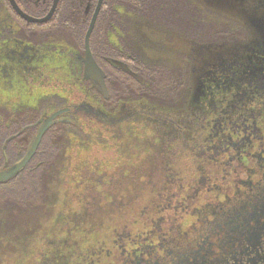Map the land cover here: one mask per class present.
I'll return each instance as SVG.
<instances>
[{"label":"flooded vegetation","instance_id":"flooded-vegetation-1","mask_svg":"<svg viewBox=\"0 0 264 264\" xmlns=\"http://www.w3.org/2000/svg\"><path fill=\"white\" fill-rule=\"evenodd\" d=\"M15 2L39 19L52 0ZM223 2L170 0L164 16L153 13L149 27L130 21L132 30L105 20L101 63L89 40L104 93L84 75L87 28L81 42L79 23L58 20V7L28 24L0 0V171L20 163L48 123L28 164L0 183L9 226L0 234L21 243L0 244V264H264V10L243 21ZM83 9L80 32L94 11ZM190 28L204 42L197 48ZM226 45L244 56L204 59L191 84L197 51ZM136 60L167 65L182 94L136 95ZM69 141L78 165L69 164ZM45 171L47 196L37 184L16 193Z\"/></svg>","mask_w":264,"mask_h":264},{"label":"trees","instance_id":"trees-1","mask_svg":"<svg viewBox=\"0 0 264 264\" xmlns=\"http://www.w3.org/2000/svg\"><path fill=\"white\" fill-rule=\"evenodd\" d=\"M170 0H104L102 4V8L100 9L99 15L97 17L96 26L95 29L90 37V47L92 49V53L94 54L96 60L98 63H101L100 56L102 55V49H101V29L102 24L105 20L112 22V28L116 29L118 24H125L126 28H129L132 30V25H129L128 22L130 21H139L140 23H152V15L153 13L157 15L164 16L165 12L161 11V8ZM51 0H46V4H50ZM97 0H59L58 3V20L67 21L68 23L72 21L73 19L79 23L80 26H77V32L78 37H80V40L82 42V38L84 35V32L87 28V23L83 25V32L81 31L82 23L84 22V13L83 8L86 5H91V7L94 9L96 6ZM105 5H108L110 8V11H107L108 9H105ZM123 7V13L118 14V7ZM136 8V9H135ZM136 10V11H135ZM222 38L226 37L225 34L220 35ZM204 42L201 41L200 36L198 35L197 31L193 28L189 29V44L190 46L199 47ZM128 47V46H127ZM125 46V49H127ZM197 50V49H196ZM109 55H115L116 49L109 50ZM200 51V50H198ZM136 71H138V75L140 78V81H136V95H139L145 99H155L156 101H165L168 99L170 95L174 96L181 95L182 93L180 91L176 92L174 91L176 85H178V82L176 81V76L174 73L171 72L170 68L167 65L163 64H157L156 66H151L149 64H144L141 61L136 60ZM188 70L191 68V61H188ZM117 79V78H116ZM186 79L189 80V76L186 77ZM117 81L119 82V85L122 87V90L131 89V81H125L121 78H118ZM191 82V81H190ZM180 84V83H179ZM184 84V83H183ZM182 84H180L181 86ZM134 143H131L129 146L131 149L136 148V146H133ZM56 149H59V153H61V150H64L63 143L60 145H53ZM89 147V146H87ZM91 147V146H90ZM100 147V146H99ZM98 147V148H99ZM117 148V147H116ZM119 148V147H118ZM127 148V147H126ZM61 157V160L63 159V156L59 154ZM53 158H51L52 160ZM53 162V161H52ZM52 162H45V164H52ZM70 164V161H69ZM49 172L45 171L43 174L41 173H30L25 177V182H21L20 186L14 187V190L18 194H25V192H30L33 188V184H37V191L39 192L38 196H47V193L50 192V188L48 186V183L51 182L53 179L50 178ZM41 182V186L39 187ZM41 188V189H40ZM6 190H4L5 192ZM7 194V191L6 193ZM20 196V195H19ZM1 197V195H0ZM47 205V204H46ZM36 207V206H35ZM5 205L3 203V200L0 199V213L5 214ZM35 212V210H34ZM20 213V212H19ZM13 223V229L16 228H22V222L21 221H12ZM9 226L7 225V221L5 222L4 218L0 220V230H6ZM13 241H17L19 239L18 236L12 235L8 236L6 233L2 232L0 234V244L1 245H9L10 239ZM14 242L13 244H17L18 248L21 247L20 242Z\"/></svg>","mask_w":264,"mask_h":264},{"label":"water","instance_id":"water-1","mask_svg":"<svg viewBox=\"0 0 264 264\" xmlns=\"http://www.w3.org/2000/svg\"><path fill=\"white\" fill-rule=\"evenodd\" d=\"M7 1L9 3L10 7L12 8V10L22 20H24L28 24H44L47 21H49L51 19L52 15L54 14V12L57 8V5L59 3V0H52L48 13L44 17L37 19V18H33V17L29 16L28 14L24 13L18 7L15 0H7ZM102 2H103V0H97L96 6L94 8V11H93V14L91 17V20L88 24L87 30H86L85 35H84V75L87 79L91 80L93 83H96L104 91V86H103V82H102V72L96 66V64L93 60V57L91 55L90 48H89V40H90L91 34L93 32L98 14L100 12ZM104 93H105V91H104ZM47 126H48V123L44 124L39 129L36 137L33 139L32 143H31V146H30L27 154L20 161V163H18L17 165H15L14 167H12L11 169H9L7 171H0V183L14 178L19 173V171L24 166H26L28 164V162L30 161V159L34 155V153L38 147V144L40 142V139H41L44 131L46 130Z\"/></svg>","mask_w":264,"mask_h":264},{"label":"rangeland","instance_id":"rangeland-1","mask_svg":"<svg viewBox=\"0 0 264 264\" xmlns=\"http://www.w3.org/2000/svg\"><path fill=\"white\" fill-rule=\"evenodd\" d=\"M227 1L228 2L230 1V4H231V6L233 8V9H231L232 10V14L234 15L236 13L237 17H239V18L242 17L241 15L246 17L247 14L250 15L253 12H259V11L264 10V9L261 8V5L259 3L262 0H246L245 3H242L239 0H224L222 7L226 6ZM243 6L245 8H243ZM243 9L246 10V11H249V12L248 13L244 12ZM241 19L243 21H245L243 17ZM141 25L144 26V27H145V25H146V27H149L147 23H145V25L142 23ZM252 32H254L252 37H254L256 39V37L258 35L257 31L254 28H252ZM237 46L238 45H226V46H223V47H219L217 49H213V48L210 47V49H206L204 51H197L196 56L198 55V53H200V54L198 55V57L196 58V61L193 64L194 65L193 66L194 73H192L193 77H192V80H191L190 83L193 84V83L196 82L197 76H196L195 72H196V70L203 68V63H204L203 60L204 59L213 58L214 54H221L223 56H232V57L234 56V54H238L239 56H244V53L242 52V50L236 48ZM191 48H192V46H190V44H189V49H191ZM73 144H74L73 141H69V144H68L69 161H70V165H78V164H80V158H82V157H78V154H77V151H76L77 147L74 146ZM109 159L112 160V157H109ZM89 161H90V158H89Z\"/></svg>","mask_w":264,"mask_h":264}]
</instances>
